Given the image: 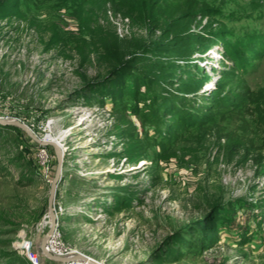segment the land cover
I'll return each mask as SVG.
<instances>
[{
  "label": "rangeland",
  "instance_id": "rangeland-1",
  "mask_svg": "<svg viewBox=\"0 0 264 264\" xmlns=\"http://www.w3.org/2000/svg\"><path fill=\"white\" fill-rule=\"evenodd\" d=\"M144 1L15 0L0 15V119L59 142L63 154L53 255L264 264V99L169 138L154 98L161 90L143 75L144 49L161 35L154 23L205 10L203 25L228 35L235 57L214 45L204 70L239 62L249 76L235 93L264 96V51L250 43L264 45V0H164L154 20L134 24L128 10ZM107 11L120 25L130 19L129 32L119 35ZM120 59L129 69L111 76ZM57 165L52 146L0 125V264H33L32 254L38 264H79L42 249Z\"/></svg>",
  "mask_w": 264,
  "mask_h": 264
},
{
  "label": "trees",
  "instance_id": "trees-1",
  "mask_svg": "<svg viewBox=\"0 0 264 264\" xmlns=\"http://www.w3.org/2000/svg\"><path fill=\"white\" fill-rule=\"evenodd\" d=\"M13 1L15 0H0V15L6 13L7 2ZM144 2V7L134 4L129 8L128 15L132 23L139 24L154 20V14L164 0ZM108 12L107 18H109ZM210 17L208 11L200 10L184 12L163 24L153 22L154 29L161 31V35L155 41L148 43L144 49L143 53L149 57L146 59L148 65L143 75L145 80L161 90L154 98L163 110L160 116L166 119L164 124L168 127L169 138L186 126H208L216 117L224 119L232 112L244 111L248 104H257V109H260L258 103L264 99L262 92H255L248 87L241 93H235L237 82L245 83L249 76L247 67L243 68V64L239 62L230 65L222 59L219 62L220 67L204 70L201 63L204 60L211 61L207 54L214 45L224 44L226 57H235L234 49L225 43L228 35L216 39L212 35L213 23L208 21L203 25V20ZM250 43H253L252 48L257 52L264 51L261 40L251 39ZM240 48L242 53L250 52L244 46ZM239 49L237 48V54H240ZM245 56L253 55L248 53ZM128 69L129 66L120 59L110 74L116 76ZM214 76L217 80L213 86L208 92H202L205 86L215 79ZM116 86L113 85V88ZM175 126H178L177 129H174ZM9 127L25 133L18 127Z\"/></svg>",
  "mask_w": 264,
  "mask_h": 264
},
{
  "label": "water",
  "instance_id": "water-1",
  "mask_svg": "<svg viewBox=\"0 0 264 264\" xmlns=\"http://www.w3.org/2000/svg\"><path fill=\"white\" fill-rule=\"evenodd\" d=\"M0 125L2 126H15L24 131L28 136H30L34 141H36L38 144L41 146H52L55 150L56 157H57V170L55 177L51 183V192H50V198H49V215L50 218L52 219V226L51 229L48 231L47 235L44 238L43 241V247H47L51 236L54 234V232L57 230V227L59 225V218L55 210V198H56V193L59 187V184L62 180V169H63V154L62 150L59 145H56L55 143L51 142H46L45 140H41L37 138L29 129L28 127L17 121V120H9L7 122H4L3 119H0Z\"/></svg>",
  "mask_w": 264,
  "mask_h": 264
},
{
  "label": "built area",
  "instance_id": "built-area-1",
  "mask_svg": "<svg viewBox=\"0 0 264 264\" xmlns=\"http://www.w3.org/2000/svg\"><path fill=\"white\" fill-rule=\"evenodd\" d=\"M109 14V18L110 20L117 26V32L119 33V35H124V33H127L129 32V27H130V21L129 19H124L123 21H121L123 23V25H120V23H118V19H115L113 17V14L111 11L108 12ZM43 158L46 159L45 156H42ZM41 157V158H42ZM59 236V225L57 227V230L54 232V234L51 236L50 238V241L47 245L46 248H51L52 249V245L55 244V240L57 239V237ZM53 251V249H52ZM54 253V251H53ZM30 261L33 263V264H38V257L35 255V254H32V256L29 257Z\"/></svg>",
  "mask_w": 264,
  "mask_h": 264
},
{
  "label": "bare ground",
  "instance_id": "bare-ground-1",
  "mask_svg": "<svg viewBox=\"0 0 264 264\" xmlns=\"http://www.w3.org/2000/svg\"><path fill=\"white\" fill-rule=\"evenodd\" d=\"M215 81V80H214ZM213 81V82H214ZM9 120H4V122H7ZM47 142V141H46ZM53 143H55L56 145H59V142H55V141H52ZM51 142V143H52ZM60 146V145H59ZM52 220V219H51ZM44 253H46L50 258H52L54 261H60L62 262L61 260H63V263H67V262H75L77 259V262H79V264H98L96 263L95 261H93L92 259L86 257V256H82V255H78L77 257H73V258H67L65 260V258H61L62 255H53V251L51 248H46V247H42ZM46 250H48L49 252H47ZM55 252V251H54ZM74 264V263H73Z\"/></svg>",
  "mask_w": 264,
  "mask_h": 264
}]
</instances>
